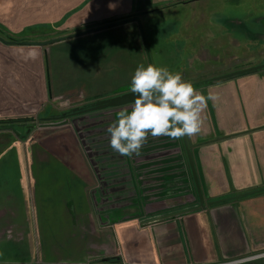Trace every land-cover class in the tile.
Instances as JSON below:
<instances>
[{"label": "crops", "instance_id": "crops-1", "mask_svg": "<svg viewBox=\"0 0 264 264\" xmlns=\"http://www.w3.org/2000/svg\"><path fill=\"white\" fill-rule=\"evenodd\" d=\"M170 1L186 9L182 19L170 17L175 23L170 25V40L177 50L198 52L193 53L190 67L196 60L202 68L210 66L205 64L210 62L206 52L211 44L220 43L221 36L225 39L227 30L219 25L213 35L212 16L205 9L208 0H0V24L10 30L33 19L34 4L39 2H57L59 14L78 4V27L105 26L47 45L52 48L0 39V120H27L43 113L37 124L30 119L27 126H16L27 136L16 133L6 146L1 141L10 131L0 127V260L78 262L112 255L116 249L126 253L127 246L138 250L133 259L158 264L241 262L264 254V191H258L264 187V70L204 78L193 69L184 75V80L200 82L196 89L205 96L219 95L216 102H207L201 133L185 136L204 206L177 214L198 206L199 200L182 201L179 195L184 191H177L174 183L181 176V160L164 156L148 170L154 171L159 186L154 187L153 177H145L141 185H151L148 192L160 195L171 189L176 197L150 203L142 222H154L141 227L125 222L137 216L139 207L125 197L135 186V175L130 157L110 147L107 132L117 113L130 111L131 103L78 116L76 127L42 123L55 119L51 102L105 98L130 88L137 66H147L142 30L144 35L151 32L149 39L156 41L152 25L169 10L140 5ZM251 8L245 11L248 18H264L263 7L258 12ZM59 14L48 12L46 18ZM133 17L140 25L136 20L110 25ZM222 18L226 17H218ZM89 119L91 123L86 122ZM76 131L87 138L79 143ZM87 141L99 148L93 156L80 146ZM164 144L183 146L187 168L181 166L192 180L191 193L197 194L182 137L163 141L149 133L144 145ZM142 158L147 157L139 156V168ZM106 193L108 197H101ZM228 194H234V200L208 204Z\"/></svg>", "mask_w": 264, "mask_h": 264}, {"label": "rangeland", "instance_id": "rangeland-1", "mask_svg": "<svg viewBox=\"0 0 264 264\" xmlns=\"http://www.w3.org/2000/svg\"><path fill=\"white\" fill-rule=\"evenodd\" d=\"M135 1L137 2L138 0ZM218 1L219 0H208L205 9L212 16L211 18L212 20L210 21L212 22L213 35L215 33L214 31L219 29L218 28L219 25H221L223 28L227 30L226 32L227 34L225 39H223L221 36L220 43H215L214 45L213 44L210 45V48L212 47V49L206 52L208 55H210V62H205V64H210V66L206 65L205 68H202L197 60L194 61V67L193 68L190 67L191 65L190 59L192 58L193 53L196 54L198 52L177 50L176 47L178 46L176 45V43H173L169 38V35L171 33L170 31L172 30V28H170V25L175 24L173 23V20H171L170 17L176 18L179 16L182 19V17L185 16L186 9L183 7H174L176 4L174 2L172 3L171 1L158 2V3L156 2L142 3V4L140 3L141 7L143 5L144 6L146 5L153 7V9H155V7L160 9L162 7L169 8V10L165 11L163 15L159 14L157 16L159 22L157 24L152 25L153 33L156 35V41L152 42L151 38L149 39V34L151 32L148 31L147 32L148 34H145L146 35L145 36L144 31L142 30V35H143L142 41L144 46L143 48H144L146 64L147 65L154 64L157 67H166L172 73H177V72L180 73L183 79L185 78L184 75L186 74L189 75V72L193 71V69L196 70L195 75H197V73L204 74L202 76L204 78L213 77V76H221V77L229 76L228 74L238 72L241 70H245L243 72L264 70V25L260 23L259 19L248 18L249 15L245 13L248 6L252 7L251 10L255 12H258V10L260 11V9L263 7L262 12H264V0H220L222 1L221 8L218 7ZM58 8L59 7L57 2L56 3L52 2L50 3V5L43 4L41 2L35 3L34 13H33V15L35 16L33 19H29L27 21L25 20L26 22L24 23V25L19 23L16 27H14L13 30H10L8 27L2 26L0 24V37H2L4 40L7 41L23 40V41L41 42L84 30L83 27H78V9H77L78 4L76 7H73L71 9L68 8L66 12H63L61 14H59ZM48 12H50L51 15L59 14L60 17L56 19H47L46 15ZM251 15H253V13H251ZM219 16L226 18L218 19ZM244 16H247V18H243ZM175 20L178 21L177 19H174V21ZM223 42L225 43V45ZM45 48H52V47L46 45ZM41 50H43L42 47ZM199 53L202 54V52ZM192 83L195 88L201 85L200 82H192ZM128 87H131V83L128 84ZM96 100L99 99H92V100L84 99L79 102L78 100L72 101L68 99V100H64L63 102L64 104H57V105L51 102L49 106L51 107V112L54 111V107L56 109L55 110L56 113L51 115L55 119L50 120V118H47V120L43 121L42 123L57 127L70 125L73 122L78 124V116H83V115L91 116L90 114L96 113L102 109L78 113V111L73 112V108L87 107L89 106L90 103ZM42 114L43 113H41L40 115L42 116ZM40 115L34 113L32 115H29V118H27V120H24L23 118H19V117L17 118L16 121L9 118L1 119L0 127L3 128L5 127L8 129V131H10L9 134L3 136V140L1 141L3 145L4 146L7 145V141L9 140V138H12V140L14 141L15 137L17 136L16 133H19L21 137H23L24 135L27 136L24 128L22 129L16 126H19L20 124L23 123L29 124L27 121L30 119L31 120L34 119L35 124H37L36 122L38 121ZM74 118H76L75 121H73ZM86 122L91 123L92 120L89 119ZM74 123L71 125L72 127L75 126ZM85 135L86 134L84 133V135L82 134L81 136H78V132H77V139L79 143H81L83 139L87 138L85 137ZM157 138L158 139L161 138L163 141H166V138L168 137L160 136ZM87 142H88L87 144L84 143L81 144L80 146H82L84 151L88 152V155L92 154L93 156V153H95V151H98L99 148L97 149L96 148L97 146L92 147L91 143L89 141ZM139 156H142L144 158L147 157L145 159L142 158V163H140L142 168H139L140 166L138 164V162L140 161ZM139 156H135V155L130 156L132 172L136 177V178L134 177L135 186H131V191H129V193L128 194L126 193L125 195L126 198L130 197L131 200L134 199L138 203L139 207L137 208L138 211H136L137 216H132L131 218L125 219V222L134 221L137 227L144 226V224L146 223L147 224L152 223L154 222V219L149 220L145 223L142 222L143 221L142 217L144 216L145 210L149 209L150 203L160 198H163L165 200L170 197H176V196H172L173 194L171 193L172 192L171 189L167 190L166 193L164 192L163 194L160 195L158 192L156 193L155 191H150L151 193L148 192V190L152 188L150 187L151 185L147 187L141 185V183L146 180L145 177L146 178L153 177L155 179L154 180L155 183H153L154 187L159 186L160 180L158 178L156 179L154 171L148 172V170L152 166H154L153 165L154 163L157 162V161L155 162V160L162 158L164 156H167L166 158H168L169 156H172L173 158L175 157V161L181 160V164L179 165L180 172H178V174H180L181 176L178 177L176 179V182L174 183H177V185L179 186L180 190L176 189L177 191L181 192V188L184 191V194L179 195L181 197L183 196L182 201L184 202L198 201L197 194L191 193L193 189V185L190 175L187 174L188 172L186 170L187 163L185 160V152L183 146L180 145L166 146L164 144V147L158 148L151 145H143L141 149V154ZM182 164L185 165L186 168L182 167L181 166ZM139 170H141L142 172L140 175L137 172ZM101 197L106 198L108 197V194L107 193L103 194L101 195ZM114 197L117 198V196ZM188 212H192V211H188ZM117 245L118 243L116 242V246ZM137 252L138 250L135 249L133 246L132 247L127 246L126 253L125 251L123 252V250L119 251V249H116V251L112 255L90 258L78 262L66 260L53 264H158V263H141L138 259H133L132 258L133 255H137ZM256 258L257 259L253 260L251 263L264 264V254L263 255L261 254ZM9 261L12 260H0V264L20 263V262L12 263ZM234 261H230V260L222 261V263L219 264H233ZM23 264H48V263H45L41 260H33V262L31 260H25Z\"/></svg>", "mask_w": 264, "mask_h": 264}, {"label": "clouds", "instance_id": "clouds-1", "mask_svg": "<svg viewBox=\"0 0 264 264\" xmlns=\"http://www.w3.org/2000/svg\"><path fill=\"white\" fill-rule=\"evenodd\" d=\"M130 91L135 95L130 111H119L107 128L110 147L125 157L139 156L149 133L153 138L167 136L173 140L201 133L208 100L219 99L212 92L205 96L180 73L154 64L137 66Z\"/></svg>", "mask_w": 264, "mask_h": 264}, {"label": "water", "instance_id": "water-1", "mask_svg": "<svg viewBox=\"0 0 264 264\" xmlns=\"http://www.w3.org/2000/svg\"><path fill=\"white\" fill-rule=\"evenodd\" d=\"M131 20H136L138 22V24L140 25V20H139L138 17H133V18H129V19L116 21V22L111 23L110 25L116 24V23H121V22H126V21H131ZM260 23L262 25H264V18L260 19ZM101 27H105V26L90 28V29H87V30H81V31L73 33V34H69V35L61 36V37H56V38H52V39L41 41V42H24V43H31V44L34 43V44H38V45L44 46V45H48V44H51V43H54V42H57V41H61V40H64V39H68V38H71V37H74V36H78V35H81V34L92 32L94 30L100 29ZM142 37H143V35H142ZM0 39L2 41L6 42V40H4L3 38L0 37ZM251 69H248V70H251ZM243 71H245V70L234 72V73H231V74H228V75L229 76L230 75H234V74H237V73H241ZM134 99H135V95L133 93H131L130 88H128V90L122 89V90H120V92L118 94H116L114 96H110V97H106V98H102V99L96 100V101L90 103L89 106H87V107L73 108V112L78 111V113H80V112H89V111H95V110H100V109H106V108H111V107H118V106H121V105L130 104V103H132L134 101ZM182 139H183V143H184V147H185L188 163H189V166H190V170H191V173H192L193 181H194V184H195V187H196L197 196H198V200H199V205L196 206V207H193V208H189V209L177 212V214H181V213H185V212H188V211L197 210L200 207L204 206V204H203V201H204L203 200V195H202V192H201V189H200V185H199V181H198V178H197V174H196V170H195L192 154H191V151H190V149H189V147L187 145L185 137H182ZM247 193L250 194L252 192L249 191V192H246V193H241V194H238L237 197H242V196L246 195ZM222 200L223 199H217V200L208 202V204L211 205L212 203H219Z\"/></svg>", "mask_w": 264, "mask_h": 264}, {"label": "trees", "instance_id": "trees-1", "mask_svg": "<svg viewBox=\"0 0 264 264\" xmlns=\"http://www.w3.org/2000/svg\"><path fill=\"white\" fill-rule=\"evenodd\" d=\"M258 191L260 192L264 191V187L260 188ZM234 196H235L234 194L225 195L221 197V199H223L221 202H227V201L234 200Z\"/></svg>", "mask_w": 264, "mask_h": 264}, {"label": "flooded vegetation", "instance_id": "flooded-vegetation-1", "mask_svg": "<svg viewBox=\"0 0 264 264\" xmlns=\"http://www.w3.org/2000/svg\"><path fill=\"white\" fill-rule=\"evenodd\" d=\"M128 90V89H127ZM120 92V91H119ZM119 92H117L116 94H118ZM114 94V95H116ZM112 95V96H114ZM110 97V96H109ZM106 98V97H105ZM99 99H102V98H99ZM257 258H254V259H249V260H244V261H241V262H238V264H253L251 263L253 260H256Z\"/></svg>", "mask_w": 264, "mask_h": 264}]
</instances>
